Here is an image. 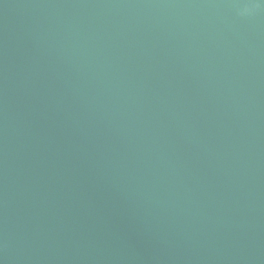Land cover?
<instances>
[{
  "label": "water",
  "instance_id": "water-1",
  "mask_svg": "<svg viewBox=\"0 0 264 264\" xmlns=\"http://www.w3.org/2000/svg\"><path fill=\"white\" fill-rule=\"evenodd\" d=\"M0 0V264H264V6Z\"/></svg>",
  "mask_w": 264,
  "mask_h": 264
},
{
  "label": "clouds",
  "instance_id": "clouds-1",
  "mask_svg": "<svg viewBox=\"0 0 264 264\" xmlns=\"http://www.w3.org/2000/svg\"><path fill=\"white\" fill-rule=\"evenodd\" d=\"M264 6V0H258V2L255 5L249 6V5H244L242 12H249L252 10V8H260Z\"/></svg>",
  "mask_w": 264,
  "mask_h": 264
}]
</instances>
